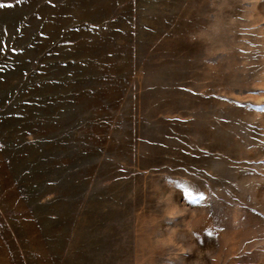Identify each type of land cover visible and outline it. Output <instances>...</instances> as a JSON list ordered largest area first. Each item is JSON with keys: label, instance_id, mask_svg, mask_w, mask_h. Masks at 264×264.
I'll list each match as a JSON object with an SVG mask.
<instances>
[{"label": "rangeland", "instance_id": "rangeland-1", "mask_svg": "<svg viewBox=\"0 0 264 264\" xmlns=\"http://www.w3.org/2000/svg\"><path fill=\"white\" fill-rule=\"evenodd\" d=\"M0 4V264H264V0Z\"/></svg>", "mask_w": 264, "mask_h": 264}, {"label": "clouds", "instance_id": "clouds-1", "mask_svg": "<svg viewBox=\"0 0 264 264\" xmlns=\"http://www.w3.org/2000/svg\"><path fill=\"white\" fill-rule=\"evenodd\" d=\"M185 214L184 210L180 208V206H177L176 209L172 210L170 213H169V216L168 218L169 219H178L180 217H182L183 215ZM168 244H175L177 247L180 246V243H179V240L178 238L176 237L175 234L173 235H170L166 241Z\"/></svg>", "mask_w": 264, "mask_h": 264}, {"label": "snow or ice", "instance_id": "snow-or-ice-1", "mask_svg": "<svg viewBox=\"0 0 264 264\" xmlns=\"http://www.w3.org/2000/svg\"><path fill=\"white\" fill-rule=\"evenodd\" d=\"M2 7H4V5L3 4H0V8H2Z\"/></svg>", "mask_w": 264, "mask_h": 264}]
</instances>
